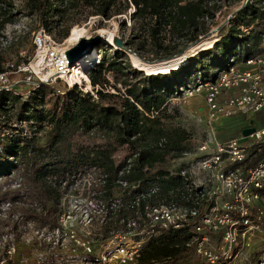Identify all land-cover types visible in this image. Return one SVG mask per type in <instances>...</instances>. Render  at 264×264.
<instances>
[{
  "label": "trees",
  "instance_id": "obj_1",
  "mask_svg": "<svg viewBox=\"0 0 264 264\" xmlns=\"http://www.w3.org/2000/svg\"><path fill=\"white\" fill-rule=\"evenodd\" d=\"M14 1L0 0V38L5 26L15 24L22 14L35 17L45 33L54 35L55 31L66 39L68 29L79 22V17L96 16L107 21L131 9L130 37L113 38V44L119 40L121 47L132 50L146 62L171 57L196 43L209 31L205 19L212 20L220 9L215 0H191L182 5L177 0H22L20 8L15 7ZM227 28L226 34L208 45L209 49L197 53L198 57L157 72L134 69L121 48L107 54L112 48L106 46L100 62L85 72L95 97L82 92L76 84L69 88L63 85L58 112L41 107L42 96L36 93L42 83L27 91L31 95L23 104L18 101L19 94L0 92V112L7 111V105H15L13 116L17 121L28 122L34 128L32 136L9 134L0 144V180L6 185L14 175L18 178V188L1 191L0 185V205L37 204L39 212L21 208L16 221L22 225L32 221L41 227H55L62 194L60 183L77 174L93 172L103 178L98 199L104 209L99 216L108 219L112 231L143 217L145 207L186 205V196L194 190L178 174L184 166L168 170L163 165L178 155L192 153L188 144L191 138L178 127H164V105L169 96L190 88L186 81L193 74L191 81L195 85L210 82L228 64L236 63L233 50L245 46L242 62L261 52L264 0L245 3L233 14ZM243 30L248 33L240 39ZM215 54L220 57L219 65ZM204 61H210L205 67L207 72L211 68L210 76L196 70V65ZM108 87L115 93L105 92ZM122 147L130 152L114 162L113 154ZM248 151L253 156L251 160L247 158L235 167L256 164L264 156V144ZM117 182H124L127 188ZM260 194L264 196V189ZM6 221L13 222L10 216ZM190 234L182 228L149 239L142 248L139 264L174 261L181 254H191L184 247ZM237 248L235 245L234 251Z\"/></svg>",
  "mask_w": 264,
  "mask_h": 264
},
{
  "label": "built area",
  "instance_id": "obj_2",
  "mask_svg": "<svg viewBox=\"0 0 264 264\" xmlns=\"http://www.w3.org/2000/svg\"><path fill=\"white\" fill-rule=\"evenodd\" d=\"M177 2L182 5L191 0ZM215 3L221 5V1L215 0ZM52 37L38 27L33 34L32 47L35 52L33 59L38 53L42 56L39 70L35 71L30 63L20 66L6 63L0 72V92H12L14 85L24 84L30 89L38 87L40 83L53 84L57 81L73 86L65 82L73 69L65 56L67 49L55 44ZM5 39L6 34H2L0 42ZM47 70L48 76H42ZM195 86L194 92L202 93L208 124L230 117L261 114L264 108V42L261 52L244 60L242 67L230 63L216 73L213 81ZM89 94L94 96L92 92ZM240 138L244 137L240 135L223 142H196L192 153L193 164L182 165L184 167L178 173L194 190L192 195L186 196V205L168 203L145 207L143 217L129 221L125 231H112L106 241L96 243L95 249L88 238L77 236L76 228L93 224L95 216L103 211V203L98 199L101 193L96 195L95 192L99 191L103 178L96 175V189L92 186L94 181L85 178L94 172L77 174L62 181L57 225L47 236L48 248L45 253L58 250V264H94L93 260L78 261L65 254L68 251L64 243L67 239L82 253L95 258V264H139L146 240L156 238L167 230L184 228L191 233L184 247L194 258L202 264H232L248 233L264 230V208L260 206V201L264 199L260 194L264 189V156L252 166L235 167L246 162L249 148L264 144V126L258 131L255 129L246 136V140L240 141ZM81 180H84L83 184H80ZM117 183L127 188L124 182ZM215 199H220V207L216 206ZM86 202L89 204H84ZM1 206L9 209L11 204ZM129 231H133L138 238L130 239ZM235 245L238 246L236 251L233 249ZM172 262L171 259H164L146 264Z\"/></svg>",
  "mask_w": 264,
  "mask_h": 264
},
{
  "label": "rangeland",
  "instance_id": "obj_3",
  "mask_svg": "<svg viewBox=\"0 0 264 264\" xmlns=\"http://www.w3.org/2000/svg\"><path fill=\"white\" fill-rule=\"evenodd\" d=\"M15 7L20 8L22 0H15ZM250 2V0H221L220 9L215 14L212 20H207V28L209 29L208 33L199 38L196 43L189 45L184 51L178 52L171 57H167L162 60H169L171 58L173 60L172 64L167 67L164 65H157V70L168 69L169 67L174 66L175 64L184 62L188 58H196L198 57L197 53H200L204 50H207L208 45H211L213 42L221 38L226 34L228 23L230 22L233 14H235L242 6ZM131 9H128L123 15L114 16L107 21H104L96 16H89V18L82 19L83 17H79L76 24L71 25L68 29V36L70 33V29L73 27H79L84 29V38H90L95 35H99L103 38L102 44L98 46L97 50L92 51V55L90 59L87 61L86 70H89L93 64L99 63L101 60L102 52H105L106 46L112 48L111 50H107V54H111L112 50L117 49L113 44V38L118 39H127L131 34V21L129 19V13H131ZM39 22L35 17L25 16L22 14L21 18L15 24L6 25L2 34H6L5 40L0 42V67H3L6 63H13L14 66H20L22 64L31 63L35 52L32 47V39L34 32L38 29ZM248 31L243 30V35L239 36L240 39L243 38L244 35H247ZM52 39L55 44L62 48H69L64 44L65 38L61 39L58 36V32L54 31V35H52ZM67 36V37H68ZM206 38V39H205ZM260 48L263 46V39L260 40ZM71 47V46H70ZM123 52L126 53L127 59L131 66L140 71L143 69L137 68L135 65L136 60L143 62L145 64H152L159 61H151L146 62L138 58V56L129 49L119 47ZM245 46H241L236 50H233L232 55L236 58V65L238 67L243 66V62L241 61L244 57ZM134 56L137 58H134ZM180 56V58H178ZM201 57L199 60H202ZM215 62L219 65L220 57L218 54H215ZM97 61V62H96ZM210 61L199 62L196 65V70L199 71V74H205L210 76L212 74V70L207 72L206 66L209 65ZM32 64V63H31ZM179 64L178 66H180ZM79 73V65L76 63L73 64L72 71ZM145 70V69H144ZM157 70H145L146 72H157ZM175 70V69H174ZM42 73V76H44ZM145 74V72H144ZM159 74V73H157ZM85 75V74H84ZM193 74L190 79H187V83H190L189 89H185L179 92L177 95L169 96L168 100L164 105V118L163 125L164 127H175L180 128L185 131L188 136L191 138L192 142L189 143V146L193 149L196 142L200 141H216L223 142L227 141L231 138L240 137L241 128L249 127L254 128L257 131L263 128L264 126V108L262 113L256 116H236L230 117L228 119H222L211 124H208L206 120V115L204 114V99L202 97V93L194 92L196 89L195 81H191L194 78ZM86 76V75H85ZM81 78V76L77 77ZM109 82L112 84V80L110 75L107 76ZM85 81V80H82ZM191 81V82H190ZM65 82L69 85L75 84V82H71V80L66 77ZM48 83V82H47ZM69 88V86L64 82H57L53 84H44L41 87V90L36 93V96H42L41 98V107L44 110H56L58 112L60 100L59 97L63 94L62 86ZM77 88L81 89L83 92L94 94V90L89 85V90L85 91L86 88H82L79 84H76ZM83 86L86 85V82H83ZM52 86V87H51ZM117 88H120L117 86ZM29 87L26 85H14L12 88V92L19 94V103L23 104L27 97L31 95V93L27 92ZM109 93H115V90L111 87L106 89ZM191 93L192 95L188 96ZM94 97V96H93ZM15 110V105L10 107L7 105V111L0 112V139L2 141L0 144H3V140L7 137V135L20 136L21 138L32 136V132L34 128L28 122L19 123L17 119L13 116ZM251 121V124L249 122ZM21 130V133H20ZM37 137H41V133L35 134ZM240 141L246 140V138H240ZM190 140V141H191ZM185 144V143H184ZM130 151L126 147H122L117 149V151L113 154L114 162H118L125 158ZM192 152V153H193ZM189 155H178L176 158H171L165 163L163 166L168 170H177L180 166H187L190 163L193 164V154ZM251 151H248L247 158L250 160L253 156H250ZM97 172L90 174L89 180L92 182V186L96 184ZM13 177V176H12ZM86 180V179H85ZM89 181V182H90ZM84 180H81L80 184H83ZM80 184H78L80 186ZM0 185L2 187L1 191L15 189L18 188V178L17 176L12 179H8L6 185L4 184V180H0ZM98 186H94L96 189ZM98 195V192L95 191ZM84 196L85 193L82 192ZM216 206L220 207L221 202L220 199H215ZM83 202V201H81ZM4 204V203H3ZM11 204V203H10ZM84 204H89L88 202ZM260 206L264 208V199L260 201ZM21 208H28L40 211V207L37 204L30 205L29 203L21 204L15 203L11 204L9 209L1 206L0 211V264H58L57 259L59 255V251H51L50 253H45L47 250V236L50 235V230L52 227H41L35 224L32 221H28L26 224L22 225L20 221H16ZM11 217L13 222L7 224V217ZM82 216V215H81ZM17 222V223H16ZM15 225V227H14ZM113 227L109 225L108 219L101 218L100 216H95V221L93 224L86 226H78L76 228L77 236L82 238L86 237L90 241L94 243V249L97 242L106 241L110 237V233L112 232ZM120 231H125L126 227L119 228ZM130 239L134 240L138 237L134 235L133 231H129ZM183 238V237H180ZM154 239V238H153ZM148 240H146L147 242ZM144 243V245L146 244ZM68 248V251L65 254L72 256L76 260H93L95 264V258L89 257L81 252L79 248H76L70 244V242L66 239L65 242ZM235 259L232 264H264V230L262 231H251L245 237V240L242 244V247L239 248ZM5 250L7 252H5ZM5 252V253H4ZM172 264H202L198 262L196 258L193 257L192 254H181L178 258H176Z\"/></svg>",
  "mask_w": 264,
  "mask_h": 264
},
{
  "label": "bare ground",
  "instance_id": "obj_4",
  "mask_svg": "<svg viewBox=\"0 0 264 264\" xmlns=\"http://www.w3.org/2000/svg\"><path fill=\"white\" fill-rule=\"evenodd\" d=\"M84 29L83 28H79V27H73L70 29V33H69V36L65 39V42L64 44L68 47L72 46L77 40H79L80 38L84 37ZM104 37H102V41ZM206 39V38H205ZM105 42V41H104ZM92 55V52H90V54H87L85 56H83L82 58H80L79 60L75 61L74 63H76L77 65H79V73L76 71L73 72L72 70L69 72V79L71 80V82H75V84H79V86H81L82 88H86L85 91L89 90V83H88V80L86 78V76L84 75L85 74V68H86V63L87 61L90 59ZM134 58H136L134 56ZM180 58V56L178 57ZM137 59V58H136ZM42 60V56L40 53H38L36 55V57L32 60V64L30 63V66L35 70V71H38L39 70V64ZM173 60L172 59H169V60H162V61H159V62H156V63H152V64H145L143 62H140L139 60H136L135 62V65L137 66V68L139 69H145V70H157V65H164V67H167L168 65L170 66L172 64ZM89 63V62H88ZM87 63V64H88ZM73 66V64L71 65ZM49 74V71H45L44 73V77L48 76ZM81 76V78H77ZM82 80H85V81H82ZM83 82H86V85L83 86ZM74 85V84H73Z\"/></svg>",
  "mask_w": 264,
  "mask_h": 264
},
{
  "label": "water",
  "instance_id": "obj_5",
  "mask_svg": "<svg viewBox=\"0 0 264 264\" xmlns=\"http://www.w3.org/2000/svg\"><path fill=\"white\" fill-rule=\"evenodd\" d=\"M102 44V38L99 35L92 36L90 38H80L77 40L71 47L67 48L65 51V56L68 61L69 66L74 64L75 61L79 60L83 56L90 54L93 50H97L98 46ZM116 47H121V43L119 40L114 42ZM171 59V58H169ZM251 124V121L249 122ZM255 131L254 128L246 127L241 132L242 137L246 138V136L250 135Z\"/></svg>",
  "mask_w": 264,
  "mask_h": 264
},
{
  "label": "crops",
  "instance_id": "obj_6",
  "mask_svg": "<svg viewBox=\"0 0 264 264\" xmlns=\"http://www.w3.org/2000/svg\"><path fill=\"white\" fill-rule=\"evenodd\" d=\"M242 129H245V128H241V130H242Z\"/></svg>",
  "mask_w": 264,
  "mask_h": 264
}]
</instances>
